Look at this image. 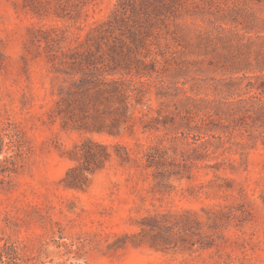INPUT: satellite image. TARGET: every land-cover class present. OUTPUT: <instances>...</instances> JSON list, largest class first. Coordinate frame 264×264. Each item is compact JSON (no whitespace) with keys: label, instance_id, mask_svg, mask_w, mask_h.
<instances>
[{"label":"rangeland","instance_id":"obj_1","mask_svg":"<svg viewBox=\"0 0 264 264\" xmlns=\"http://www.w3.org/2000/svg\"><path fill=\"white\" fill-rule=\"evenodd\" d=\"M26 5L0 0V124L14 123L29 148L22 168L0 186V264H264V147L219 149L180 170L178 157L160 160L150 149L180 136L172 119L179 120L176 103L185 95L195 96L197 87L200 97L215 95L204 81L240 65L239 76L264 75V0L172 2L173 14L158 17L163 25L152 20L151 37L135 48L129 35L146 25L132 20L130 6L96 0L79 22V36L118 14L113 80L146 83L142 104L132 99L114 136L64 130L52 116L56 82L28 41L32 28L61 22L37 17ZM134 60L155 62L157 72L136 76ZM87 138L110 155L96 167L68 158ZM76 166L68 181L80 187L72 188L63 179Z\"/></svg>","mask_w":264,"mask_h":264},{"label":"trees","instance_id":"obj_2","mask_svg":"<svg viewBox=\"0 0 264 264\" xmlns=\"http://www.w3.org/2000/svg\"><path fill=\"white\" fill-rule=\"evenodd\" d=\"M95 1L27 0L26 7L33 15L61 22L32 28L29 51L33 53L34 50L36 56L44 54L50 65L58 91L52 116L61 119L62 128L114 136L126 123L124 118H127L132 99L134 103L142 104L146 83L131 80L125 85L123 81L113 80V28L119 26L118 22H123L121 18L119 21L118 14L112 13L106 21L90 27L83 37L79 36V22ZM130 1L118 0V6L122 10L130 6L132 20L146 25L143 32L135 29L129 35L135 48L137 44H145V38L151 37L155 23L152 20L157 19L163 25L164 20L158 17L165 12L173 14L170 3L178 0H169V3L165 0H139L138 8ZM71 26L76 27V31H72ZM133 54L137 55L134 51ZM134 62H140L139 67H134L138 77H151L157 72L155 62L152 65L143 64L140 60ZM262 66L263 63H258L256 68L261 70ZM231 68L233 71L227 77L204 81V85L214 92L212 97H200L202 87H197L195 96L185 95L184 99L177 101L180 109L175 115L179 120L172 121L173 124L178 123L180 136H172L168 146L150 148L154 153L159 152L160 160L178 157L179 163L174 166L180 170L219 149L231 151L234 147L244 151L258 143L264 147V75L243 73L239 76L244 70L241 65ZM116 96L120 98L117 100L119 108L115 110L119 117L115 115L113 118V97ZM160 96L164 94L160 92ZM178 141L183 144L182 149L177 148ZM28 150L23 133L14 123L0 124V186L9 184L10 178L22 168V160ZM154 153L148 154L152 161ZM67 154L72 161L94 167L102 159L110 157L107 147L91 138L74 145ZM118 157L122 160L127 158ZM155 161L158 166L161 164L159 160ZM77 168L67 171L63 179L66 186L80 187L79 183L68 181ZM262 201L264 204V194Z\"/></svg>","mask_w":264,"mask_h":264}]
</instances>
